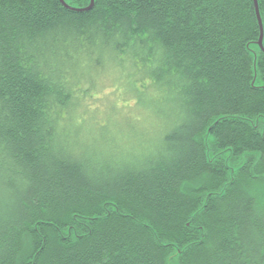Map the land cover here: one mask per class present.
<instances>
[{
    "label": "trees",
    "instance_id": "trees-1",
    "mask_svg": "<svg viewBox=\"0 0 264 264\" xmlns=\"http://www.w3.org/2000/svg\"><path fill=\"white\" fill-rule=\"evenodd\" d=\"M63 2L0 0V264H264L253 1ZM107 65L142 93L100 138Z\"/></svg>",
    "mask_w": 264,
    "mask_h": 264
},
{
    "label": "rangeland",
    "instance_id": "rangeland-1",
    "mask_svg": "<svg viewBox=\"0 0 264 264\" xmlns=\"http://www.w3.org/2000/svg\"><path fill=\"white\" fill-rule=\"evenodd\" d=\"M109 66L111 67V69L108 68ZM104 67L106 68L103 70L98 68L93 72V75L96 74L97 78L94 83V90L90 94L91 99L88 100L93 102H90L88 108H85L84 110V114H87V117L89 118L87 119L88 122L91 123L95 119L101 120L100 123L96 124L97 132L95 135L96 137L100 138L105 129H107L108 131L114 127L113 119L115 116L117 119H119L120 115L123 118V116L127 115L128 112H131L132 103H136L137 95L142 93L138 89L135 95L131 93L129 80L125 79L124 82L119 80V77L115 74L116 72H118V70L115 69V65H107ZM102 71H104L103 74L101 73ZM99 73H101L102 75H100ZM120 108L121 111L117 112L118 110H120ZM132 122L133 121L130 119H127L123 122V125L125 129L128 130V132L134 131L135 129V125H133ZM102 128L104 129L102 130ZM142 135L144 134H137V136ZM100 138L96 139V142L94 143H97V145H99Z\"/></svg>",
    "mask_w": 264,
    "mask_h": 264
},
{
    "label": "water",
    "instance_id": "water-1",
    "mask_svg": "<svg viewBox=\"0 0 264 264\" xmlns=\"http://www.w3.org/2000/svg\"><path fill=\"white\" fill-rule=\"evenodd\" d=\"M64 7L68 8L63 0H58ZM253 1V5H254V12H255V16H256V19H257V22H258V26H259V39H258V42H257V46L259 48L260 51L264 52V48H263V45H262V39H263V29H262V23H261V19H260V14H259V9H258V4H257V0H252ZM93 4H94V0H90V3H89V6L86 7L85 9H72L74 11H77V12H88L90 11L92 8H93Z\"/></svg>",
    "mask_w": 264,
    "mask_h": 264
},
{
    "label": "bare ground",
    "instance_id": "bare-ground-1",
    "mask_svg": "<svg viewBox=\"0 0 264 264\" xmlns=\"http://www.w3.org/2000/svg\"><path fill=\"white\" fill-rule=\"evenodd\" d=\"M255 13V12H254ZM256 17V16H255ZM260 19H261V17H260ZM256 21H257V19H256ZM261 23H262V21H261ZM257 25H258V22H257ZM258 29H259V26H258ZM262 29H263V25H262ZM259 32H260V30H259Z\"/></svg>",
    "mask_w": 264,
    "mask_h": 264
}]
</instances>
